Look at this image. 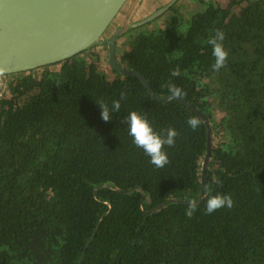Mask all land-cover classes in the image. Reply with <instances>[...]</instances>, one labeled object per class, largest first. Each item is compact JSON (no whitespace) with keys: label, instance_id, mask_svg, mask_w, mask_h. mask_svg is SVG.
Segmentation results:
<instances>
[{"label":"trees","instance_id":"16d2710c","mask_svg":"<svg viewBox=\"0 0 264 264\" xmlns=\"http://www.w3.org/2000/svg\"><path fill=\"white\" fill-rule=\"evenodd\" d=\"M189 2L188 12L174 3L125 31L116 57L159 97L180 88L177 96L209 122L204 177L202 116L155 100L111 66L106 45L3 76L10 97L0 99V264H264V0ZM217 31L228 53L218 71L208 42ZM113 100L121 108L104 121L96 101ZM132 110L157 132L176 129L163 167L128 135L123 120ZM189 117L200 121L195 130ZM216 194L233 206L209 214Z\"/></svg>","mask_w":264,"mask_h":264},{"label":"water","instance_id":"95a60500","mask_svg":"<svg viewBox=\"0 0 264 264\" xmlns=\"http://www.w3.org/2000/svg\"><path fill=\"white\" fill-rule=\"evenodd\" d=\"M159 1H162V7L145 20L113 29L131 0H0V79L55 65L95 45H106L111 66L122 75L141 80L155 100H177L202 116L209 129L208 155L202 163L204 177L211 148L209 122L182 97H159L141 73L120 65L116 57L117 41L125 31L163 15L175 0L168 3L167 0Z\"/></svg>","mask_w":264,"mask_h":264},{"label":"clouds","instance_id":"9594fccd","mask_svg":"<svg viewBox=\"0 0 264 264\" xmlns=\"http://www.w3.org/2000/svg\"><path fill=\"white\" fill-rule=\"evenodd\" d=\"M225 35L222 31H217L213 37L209 39V44L212 46V55L215 62L212 65L214 70H219L225 64L227 58V50L224 48L223 40ZM179 75V69L172 71V76ZM169 91L174 95L181 94V89L170 85ZM123 99V96H121ZM101 109V118L104 121L111 120L113 113L119 112L121 108L120 100H113L110 105L101 101H96ZM127 125L128 135L131 136L133 144L142 149L143 152L150 158V163L156 167H163L168 163V153L165 146H172L175 143V138L178 135L175 128H168L157 132L150 120L142 112L132 110L129 111L123 120ZM200 121L196 117H189L187 124L190 128L196 129ZM233 200L228 194H216L210 196L205 204L206 212L212 213L222 207H232ZM193 207L190 205L185 210V215L191 217Z\"/></svg>","mask_w":264,"mask_h":264},{"label":"rangeland","instance_id":"374dc122","mask_svg":"<svg viewBox=\"0 0 264 264\" xmlns=\"http://www.w3.org/2000/svg\"><path fill=\"white\" fill-rule=\"evenodd\" d=\"M170 1L171 0H167V3ZM214 1H221V0H214ZM157 2L158 0H131L129 5L125 8V10L116 20L114 28L120 27L121 25H125L129 22H139V21L145 20L148 16L153 15L159 10L160 7H162L163 3L162 2L157 3ZM180 2L181 4L185 6V10L188 12L191 7L189 0H180ZM164 18L165 17L163 16V18H160L158 22H155L154 24H152V26H155L158 23L161 24ZM221 117H222V114H219L216 117V120L219 121ZM219 132L220 131L216 129V131L213 133V137L215 138V141L217 142L219 139L218 135H220Z\"/></svg>","mask_w":264,"mask_h":264},{"label":"built area","instance_id":"2783aa9c","mask_svg":"<svg viewBox=\"0 0 264 264\" xmlns=\"http://www.w3.org/2000/svg\"><path fill=\"white\" fill-rule=\"evenodd\" d=\"M6 79L3 80L0 79V99L5 98L6 96L9 97L10 96V92L8 91L7 85H6Z\"/></svg>","mask_w":264,"mask_h":264},{"label":"flooded vegetation","instance_id":"af4514ba","mask_svg":"<svg viewBox=\"0 0 264 264\" xmlns=\"http://www.w3.org/2000/svg\"><path fill=\"white\" fill-rule=\"evenodd\" d=\"M174 3L181 4L180 0H175V1H173V3H172V4H174ZM181 5H182V4H181ZM113 28H114V26H113ZM106 37H107V36H106Z\"/></svg>","mask_w":264,"mask_h":264},{"label":"crops","instance_id":"0c3cea01","mask_svg":"<svg viewBox=\"0 0 264 264\" xmlns=\"http://www.w3.org/2000/svg\"><path fill=\"white\" fill-rule=\"evenodd\" d=\"M158 2H162V1H159V0H158ZM158 2H157V3H158Z\"/></svg>","mask_w":264,"mask_h":264}]
</instances>
